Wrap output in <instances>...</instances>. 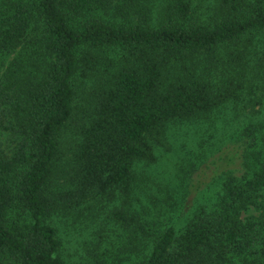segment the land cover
Listing matches in <instances>:
<instances>
[{
    "label": "trees",
    "instance_id": "16d2710c",
    "mask_svg": "<svg viewBox=\"0 0 264 264\" xmlns=\"http://www.w3.org/2000/svg\"><path fill=\"white\" fill-rule=\"evenodd\" d=\"M72 245L264 264V0H0V264Z\"/></svg>",
    "mask_w": 264,
    "mask_h": 264
},
{
    "label": "rangeland",
    "instance_id": "374dc122",
    "mask_svg": "<svg viewBox=\"0 0 264 264\" xmlns=\"http://www.w3.org/2000/svg\"><path fill=\"white\" fill-rule=\"evenodd\" d=\"M190 152V151H189ZM188 153V150L186 151V154ZM190 154V153H189ZM167 158H169V160L166 162L169 166H171V169L170 170H167L166 171V173L167 174H170L171 172H172V170L174 169L173 167H174V165L173 164H176V161L173 159V158H171V156H167ZM162 166V165H161ZM203 169V168H202ZM201 171V170H200ZM200 171H198V172H196V174H194L193 176H192V178H193V181L191 182L190 181V179H188V182H191V183H193V182H197V181H200L201 183H207L209 180H210V176L212 175L211 174V172L210 171H208V172H206L205 174H202ZM201 173V175H200V178H197V174H200ZM203 185V184H202ZM202 185L200 186L201 188H202ZM70 237V236H69ZM73 238V237H72ZM73 240H74V238H73ZM75 241V240H74ZM73 246H75V248H76V245H72V246H70V247H68L67 249L69 250V251H66L65 250V252H64V257H65V260L67 261L66 263H69V264H77L78 262V260H77V255H74L73 254V252L75 253V254H77V252H76V250H74V251H72L73 250Z\"/></svg>",
    "mask_w": 264,
    "mask_h": 264
}]
</instances>
